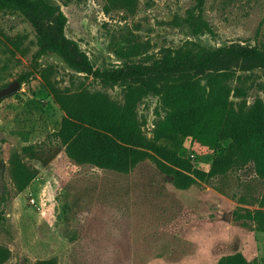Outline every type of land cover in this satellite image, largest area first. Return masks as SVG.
Listing matches in <instances>:
<instances>
[{"label":"rangeland","instance_id":"374dc122","mask_svg":"<svg viewBox=\"0 0 264 264\" xmlns=\"http://www.w3.org/2000/svg\"><path fill=\"white\" fill-rule=\"evenodd\" d=\"M48 1L95 69L134 64L148 73L110 85L74 71L57 53L40 52L22 13L0 10V88L21 83L0 101V264H218L237 253L264 264V178L253 163H228L223 151L200 154L187 137L169 144L195 156L201 174L187 187L142 154L128 173L78 163L59 136L65 113L50 88L101 91L117 101L138 88L147 139L139 149L159 158L149 147L167 81L220 74L236 105L264 102L261 59L237 56L228 69L201 74L186 69L202 49L253 48L264 59V0ZM16 163L36 171L21 192L11 176Z\"/></svg>","mask_w":264,"mask_h":264},{"label":"trees","instance_id":"16d2710c","mask_svg":"<svg viewBox=\"0 0 264 264\" xmlns=\"http://www.w3.org/2000/svg\"><path fill=\"white\" fill-rule=\"evenodd\" d=\"M123 1L133 3L134 0ZM12 8L22 13L33 26L40 52L57 53L74 71L92 75L110 85L129 81L137 83L142 81L137 78L148 73L147 67L143 71L134 64L107 71L95 69L77 41L66 36L65 14L48 0H0V10ZM237 56L243 61L261 59L264 66L261 54L253 48H218L202 49L195 62L187 65L186 69L191 68L199 74L213 69L225 70L228 67L223 66L229 58ZM174 65L179 68L182 62ZM172 81H167V88L159 91L161 106L153 131L154 145L149 147L159 158L139 149L147 139L143 133L146 119L138 112L141 102L138 88L127 87L123 101H117L101 91L68 92L51 85L54 99L65 113L58 133L67 144L69 156L78 163L128 173L142 154L175 181L179 176L186 178L185 184L179 185L187 187L194 181L192 176L199 178L201 174L194 167L192 158L195 156L192 155L191 159L183 157L169 145L187 137L197 145L200 154H220L223 151L228 163L233 158L251 162L257 174L264 178V102L256 99L249 104L243 101L236 105L230 98L231 89L224 75L220 74L209 77L205 82L191 77ZM224 143L228 145L223 147ZM35 175L36 171L25 163L12 166L11 176L19 192ZM263 216L264 213L261 218ZM41 264L54 263L42 261ZM218 264L256 263L237 253L222 256Z\"/></svg>","mask_w":264,"mask_h":264},{"label":"water","instance_id":"95a60500","mask_svg":"<svg viewBox=\"0 0 264 264\" xmlns=\"http://www.w3.org/2000/svg\"><path fill=\"white\" fill-rule=\"evenodd\" d=\"M21 86V83L18 80H14L8 85H5L0 88V101L7 97L8 95H11L15 93ZM3 168V162H0V173L2 172Z\"/></svg>","mask_w":264,"mask_h":264},{"label":"built area","instance_id":"2783aa9c","mask_svg":"<svg viewBox=\"0 0 264 264\" xmlns=\"http://www.w3.org/2000/svg\"><path fill=\"white\" fill-rule=\"evenodd\" d=\"M192 156V155H191ZM193 157V156H192Z\"/></svg>","mask_w":264,"mask_h":264}]
</instances>
